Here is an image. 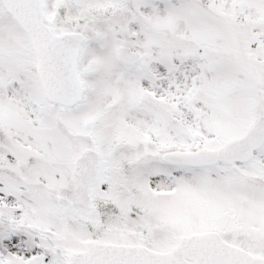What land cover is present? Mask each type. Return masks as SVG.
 I'll return each mask as SVG.
<instances>
[{"label": "snow or ice", "instance_id": "snow-or-ice-1", "mask_svg": "<svg viewBox=\"0 0 264 264\" xmlns=\"http://www.w3.org/2000/svg\"><path fill=\"white\" fill-rule=\"evenodd\" d=\"M0 264H264V0H0Z\"/></svg>", "mask_w": 264, "mask_h": 264}]
</instances>
